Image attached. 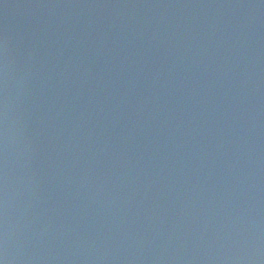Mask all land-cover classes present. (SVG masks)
<instances>
[{"label": "water", "instance_id": "95a60500", "mask_svg": "<svg viewBox=\"0 0 264 264\" xmlns=\"http://www.w3.org/2000/svg\"><path fill=\"white\" fill-rule=\"evenodd\" d=\"M4 264H264V0H0Z\"/></svg>", "mask_w": 264, "mask_h": 264}, {"label": "clouds", "instance_id": "9594fccd", "mask_svg": "<svg viewBox=\"0 0 264 264\" xmlns=\"http://www.w3.org/2000/svg\"><path fill=\"white\" fill-rule=\"evenodd\" d=\"M0 264H4V261L3 260H0Z\"/></svg>", "mask_w": 264, "mask_h": 264}]
</instances>
